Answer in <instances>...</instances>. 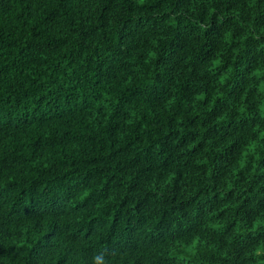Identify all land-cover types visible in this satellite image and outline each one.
I'll return each mask as SVG.
<instances>
[{"label": "trees", "instance_id": "obj_1", "mask_svg": "<svg viewBox=\"0 0 264 264\" xmlns=\"http://www.w3.org/2000/svg\"><path fill=\"white\" fill-rule=\"evenodd\" d=\"M223 4L264 29V0ZM191 7L192 0L140 7L136 0H0V264H91L100 251L114 264H183L163 250L189 235L164 229L174 219L198 229L206 207L233 201V193L221 199L217 191L227 179L218 168L208 201V165L196 161L211 158L229 129L243 142L231 111L238 98L226 89L212 105L210 81L198 71L222 46V31L238 26L213 16L201 33L186 16L171 22ZM197 11L208 20L206 7ZM149 49L158 51L151 63ZM245 49L241 68L264 64L257 42ZM194 87L208 93L198 115L187 107ZM172 95L169 113L164 99ZM221 115L227 124L217 123ZM193 139L199 143L186 151ZM252 181L258 199L250 200L264 207V172ZM221 264L243 262L237 253Z\"/></svg>", "mask_w": 264, "mask_h": 264}, {"label": "clouds", "instance_id": "obj_2", "mask_svg": "<svg viewBox=\"0 0 264 264\" xmlns=\"http://www.w3.org/2000/svg\"><path fill=\"white\" fill-rule=\"evenodd\" d=\"M147 0H136L138 7L144 6ZM202 6L207 8L208 20L201 22L199 12ZM182 15L189 18L201 33L211 28L209 22L213 16L219 25H223L226 19L235 21L238 28L229 25L221 33V47L209 55L208 61L198 71L200 77L209 79L210 87L213 89L211 96L212 105L216 101L226 98V89L232 90V95L238 99L231 105V111L236 117V132L240 133V140L233 141L231 137L234 132L229 129L223 139L212 150L211 158H199L197 165H208L202 179L207 185L211 197L217 194L212 190L213 168L219 171L227 179L225 183L217 186L221 199L228 193H233L234 199L231 203L205 209V219L198 229H185L183 221L174 219L164 231L173 237L177 233L185 232L189 235V242L182 238L175 239L166 251V258H176L183 264H207L209 258L215 260V264H221L223 260H231L237 253L243 264H264V207H258L250 198L258 199V189L252 187V177L264 172L259 167L264 157V128L260 126L257 118L264 121V64L255 69L245 70L240 67L246 63L245 42L249 39L257 42L259 49H264V29L256 30L253 24L246 20L238 10L225 12L223 0H192L189 12L174 13L171 22H175V16ZM161 38L163 36L161 35ZM154 47L158 49V44ZM258 49V50H259ZM158 58V51L149 49L146 62L151 63ZM249 93H252L251 99ZM208 98V93L203 90L192 91L191 107L193 112L199 114L200 106ZM106 99H111L106 97ZM103 103V101H102ZM107 107V105H105ZM176 109L175 95L164 99V110L173 113ZM208 111H211L209 107ZM218 124H227V116L221 115L217 118ZM183 125V121H178ZM199 140L193 139L187 146L186 151L196 148ZM171 178L166 182L170 184ZM88 193H85L87 195ZM245 200H249L251 208L242 207ZM252 211L253 215L248 216ZM225 213L221 216V213ZM192 219L196 218V212H192ZM222 238V239H221ZM91 264H114V261L105 256L104 251L93 253Z\"/></svg>", "mask_w": 264, "mask_h": 264}]
</instances>
